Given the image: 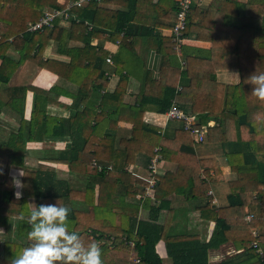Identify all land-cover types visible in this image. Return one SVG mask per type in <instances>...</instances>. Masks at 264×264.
Returning <instances> with one entry per match:
<instances>
[{"label": "trees", "instance_id": "16d2710c", "mask_svg": "<svg viewBox=\"0 0 264 264\" xmlns=\"http://www.w3.org/2000/svg\"><path fill=\"white\" fill-rule=\"evenodd\" d=\"M65 1L60 5L58 0H0V84L3 77L8 80L10 74L7 73L13 65L15 69L19 66L12 65L7 57L8 50L13 46L21 55L28 56L37 41L40 43L49 31L28 33V25L38 22L45 8L62 9L73 0ZM148 1L152 2L127 0V14L102 10L98 8L99 2H92L85 9L75 11L82 24L71 21V32L59 29L60 19H57L50 38L60 46H64L63 40L75 34L77 28L84 31L86 21L92 23L94 32L84 38L86 49L70 52L73 56L70 64L60 65L56 70L49 63L39 61V57L33 59L40 68L75 84L78 93L73 97L84 101L86 107L74 118L78 122L69 119L66 123V120L47 114V104L51 102L47 95L52 90L46 94L34 89L37 93L30 141L45 136L69 138L67 149L50 160L67 165L73 174L86 177L87 184L83 188L71 187L65 181L56 180L52 168L41 164L26 166V144L21 137L23 124L20 135L1 143L0 154L7 157V169L4 181L0 183V228L8 231L13 227V219H18L16 235L28 242L19 244L5 240L0 245V264H9L13 255L31 243L27 239L29 225L26 223L31 210L29 200L24 196L15 197L9 177V170L15 167L24 170V178L32 182L34 198L40 204L58 202L70 208V228L78 232L83 242L94 241L100 246L103 264H164L156 251L160 241L165 242L168 258L173 264H211L209 251L228 242L243 252L214 264H264V234L259 232L264 228V99L252 94L254 86L249 81L255 72H264V28L257 27L254 21L264 16V0L246 3L213 0L207 9H201L198 2L193 3L182 38L194 37L197 41L209 42L211 47L206 52L196 50L188 55V49L181 46V53L188 56L183 70L176 50L178 45L172 39H157L150 29H144V36H133L131 30L139 29L135 24H141L143 28L158 25L166 29H173L176 24L178 2L158 0L150 6ZM149 11H159L165 23L143 19ZM109 15L116 20H109ZM106 20L109 22L105 23ZM104 23V31H97ZM99 32L108 33L107 40L119 42L114 65L120 81L112 94L101 97L97 106L94 101H87L88 90L91 87L102 90L108 83L104 69L108 53L89 46V40ZM143 37L154 41L157 45L149 46L155 47L162 56L160 76L153 81L147 96L144 95L146 70L142 69L139 60L143 46L139 40ZM24 59L22 57L20 63ZM139 67L142 75H137ZM225 70H237L240 83L224 85L217 82V72ZM130 77L140 83L134 105L123 103ZM15 90L10 106L22 108L27 89ZM173 105L193 116L201 126L214 123L213 127H208L203 144L218 146L231 172L237 176L229 183L227 207L216 211L211 203H207L201 210L204 219L216 222L209 243L196 235L171 233L174 210L170 208L169 197L176 194L186 201H203L215 180L211 172L215 176L219 174L213 159H198L194 139L185 131L182 121H176L178 128L165 131L144 121L146 113L165 114ZM122 122L132 126L128 137L119 127ZM156 155L162 161L177 164L175 172L157 179L154 199L160 202L159 207H154L149 198L136 201L138 195L145 193L143 186L146 183L126 171L140 157L147 167ZM108 176L119 182H107ZM124 176L130 177L127 182L122 179ZM142 209L149 210L156 218L161 210H168L165 224L138 221ZM248 214L253 216L250 221L246 219ZM21 215L24 220L20 219ZM130 242L134 247L129 245ZM255 242L257 249L253 247Z\"/></svg>", "mask_w": 264, "mask_h": 264}, {"label": "crops", "instance_id": "0c3cea01", "mask_svg": "<svg viewBox=\"0 0 264 264\" xmlns=\"http://www.w3.org/2000/svg\"><path fill=\"white\" fill-rule=\"evenodd\" d=\"M75 1V0H73ZM127 0H107L106 2H99L98 8L106 11L116 12L127 14L129 9L126 7ZM158 0H152V2L148 1L150 6H154ZM198 6L201 9H207L213 0H197ZM240 3H246L248 0H238ZM65 0H58L60 5L65 4ZM72 2V1H70ZM176 2V0H173ZM69 3V2H68ZM66 3V4H68ZM88 6V5H87ZM84 8L75 9L72 11V14L68 20H60L58 22V28L64 31H70L72 29L71 21H75L77 25L82 24L81 20L78 18L75 11L82 10ZM170 4L168 3L167 7ZM51 8H45L43 13ZM64 9V8H62ZM159 12V11H158ZM157 11H152L146 14L145 18L147 20H152L154 22L165 23L162 21L160 14ZM109 20L114 22L116 18L111 17L109 15ZM255 25L259 28H264V16L255 18ZM109 21H105L107 23ZM104 24H100L97 31H104ZM139 29L134 28L131 30L133 36H144L146 33L144 29L152 30L153 36L157 39H172L175 42L174 36L172 34V28H160L157 26H147L143 28L141 24H135V26ZM131 24L127 26L129 27ZM92 23L86 21L84 24L85 30L81 27L75 30V34H71L65 40H63L62 44L64 46H60L59 42L50 38L53 29H48L47 37L42 39L39 43L37 41V46L35 49H31L30 54L28 56H23L17 51L13 46L8 50L7 57L13 64L19 65L18 68H13L7 74H10L8 80L6 77H3L0 84V144L8 141L13 136L20 135V129L22 124L24 125V130L21 133V137L23 143L26 144L25 149V158H26V166L35 167L37 164H41L52 168L55 172L56 180L65 181L69 186L75 188H83L87 184V178L73 174L70 172L69 168L65 164H56L53 163L50 158L57 157L59 153L63 152L67 149L69 145L70 139L65 136H57V137H43L42 139H36L34 141H30V125H31V116L34 108V97L35 93H37L34 89L39 91L50 92L47 96L51 99V102L47 104V114L54 117L66 120L71 119L73 121H77L74 118L81 114L85 109L86 104L84 101L81 102L80 99H75L73 96L78 93V87L70 81L64 80L60 78L56 73H53L49 70L40 68L33 59H38L42 62H47L53 69H58L60 65H69L72 61V54L70 52L76 50L83 51L85 48L84 38L88 37L89 33L94 32L92 30ZM71 32V31H70ZM96 33V35L89 40L90 47L103 50L108 53L107 59L110 58V62H107V59L104 63V69L106 71V77L108 79L107 86L102 90L93 89L92 87L88 90L90 97L88 99L94 101L98 106L101 101V97L105 94H112L120 81V75L116 72V68L114 65V57H116L119 52V42L107 40L105 38L109 37L108 33ZM124 35V32L122 33ZM144 38V37H143ZM140 44H142L141 52L139 55V60L142 64V69L146 70V78H145V86H144V95H148L151 90V85L153 81L158 80L160 76V68L162 64V56L158 54L155 50L154 41H151L148 38L140 39ZM176 50L178 51V59L182 64V70L185 69V63L188 60V56L186 54L181 53L180 47L183 46L188 49V55L192 54L193 51H203L206 52L210 49L211 44L209 42L197 41L194 37L191 38H183V40L178 44L177 43ZM41 49V50H40ZM88 50V49H87ZM73 53V52H72ZM78 54V53H76ZM25 57L23 62L20 63L21 58ZM27 57V58H26ZM79 57V56H77ZM81 65L84 61L81 59ZM2 60L0 59V66ZM137 75H142V70L139 67L137 71ZM217 82L224 85H237L240 83V74L237 70H225L218 71L216 74ZM25 88L27 89L25 94L24 105L21 108L20 106L11 107V97L15 89ZM55 89V92H54ZM140 90V83L133 77H130L127 91L125 93L123 103L126 105H134L136 103V97ZM22 92V91H21ZM40 93V92H39ZM19 97V96H18ZM90 102V101H89ZM144 121L150 125H154L156 127L161 128L162 130H166L168 128H178L179 124L176 121H171L167 118L165 114H156L148 112L144 117ZM211 123V127L214 126L213 122ZM119 127L122 130V133L129 136L127 133L131 130V125L127 123H120ZM196 154L198 159H213L218 166L219 174L215 176L214 172H211V177L214 178V182H212L210 190L206 193V197L203 201H194L189 200L186 201L182 196H178L176 194H172L168 201H170V208L174 210V215L172 216L171 222V233H188L190 235L198 236L204 243H209L213 237L216 228V222L208 219H204L202 217L201 210L207 203H211V207L216 209L224 208L229 205L228 197L230 195V186L229 183L235 181L237 176L233 174L228 166L227 160L222 152V150L216 146L209 143H205L202 145H196L195 147ZM6 159L7 157L3 154H0V163L4 166V174L0 176V183L4 181L6 174ZM42 159H47L46 162L42 161ZM146 167L143 159L140 157L135 165L128 166L126 168L127 173L134 175L135 177L141 179H146L149 174V166ZM18 169L21 168H11L9 170V177L12 179V174L15 173ZM177 170V164L168 163L161 160V164L158 168V176L163 177L166 173H173ZM23 176L19 177L22 181L23 187L17 189L14 185L15 192L20 191L22 193L21 197H27L29 200L30 208L33 207L32 204L39 205L37 199L34 198V191L32 182L29 179L24 178V170L21 169ZM129 176H124L126 182L129 180ZM107 182L118 183L119 181L113 177H106ZM158 179V178H157ZM143 186V190L144 187ZM155 194V192H154ZM20 197V198H21ZM152 201V205L154 207H159L160 202L156 201L153 198H149ZM130 202H138L139 200L136 197L135 200H130ZM143 201V200H142ZM139 201V202H142ZM246 211H249L247 208ZM168 216V210H161L157 218L152 215L149 210L142 209L138 215V221H154L158 225H164ZM18 219H13V227L5 231L3 228H0V245L4 243L5 240L16 242L19 244H26L28 241L17 236L18 229ZM260 233L264 234V228L259 230ZM130 246L134 247V243L130 242ZM156 251L158 255L162 258L164 264H168L164 260H171L168 258L166 244L164 241H160L156 246ZM243 251H237L231 242L221 245L219 248L209 251V262L211 264L220 263L226 259L232 258L236 255H240ZM137 262V261H136ZM172 262V260H171ZM173 264V263H172Z\"/></svg>", "mask_w": 264, "mask_h": 264}, {"label": "clouds", "instance_id": "9594fccd", "mask_svg": "<svg viewBox=\"0 0 264 264\" xmlns=\"http://www.w3.org/2000/svg\"><path fill=\"white\" fill-rule=\"evenodd\" d=\"M254 86L252 94L264 99V72H255L249 78ZM4 166L0 163V176ZM21 169L12 174V184L22 188ZM19 199L20 191L14 193ZM26 223L27 239L31 242L12 256L9 264H103L102 251L96 242L85 243L78 232L70 228V208L55 203L32 204ZM21 220L25 217L21 215Z\"/></svg>", "mask_w": 264, "mask_h": 264}, {"label": "built area", "instance_id": "2783aa9c", "mask_svg": "<svg viewBox=\"0 0 264 264\" xmlns=\"http://www.w3.org/2000/svg\"><path fill=\"white\" fill-rule=\"evenodd\" d=\"M101 0H75L69 2L65 5L64 9H48L43 13L41 19L36 23H30L27 27L28 33H39L45 29H52L54 22L57 19L68 20L72 14V11L75 9L84 8L92 2H99ZM179 5V11L177 14V21L175 26L172 29V34L174 36L175 42L180 43L183 38L182 34L186 29L187 17L190 13L191 6L193 3L198 2L197 0H176ZM107 62H110V58L107 59ZM166 116L171 121H182L184 123L185 131L190 132L191 136L194 139L196 145H201L204 143L206 134L208 132V127H211V123L208 124V127L201 126L198 124L196 119L193 116L186 115L181 111L176 105H173L166 113ZM158 151V150H157ZM161 157L156 155L152 160L149 166V174L146 179H143L146 183L144 187V194L138 195L137 199L139 201L144 200L145 198H153L155 187L157 184L158 168L161 164ZM246 219L250 221L253 219V216H246ZM253 247L257 249V243H253ZM259 252V249H258ZM139 260H137V263Z\"/></svg>", "mask_w": 264, "mask_h": 264}, {"label": "rangeland", "instance_id": "374dc122", "mask_svg": "<svg viewBox=\"0 0 264 264\" xmlns=\"http://www.w3.org/2000/svg\"><path fill=\"white\" fill-rule=\"evenodd\" d=\"M248 216H250V214H248ZM167 262L168 264H172L171 260H164V262Z\"/></svg>", "mask_w": 264, "mask_h": 264}]
</instances>
